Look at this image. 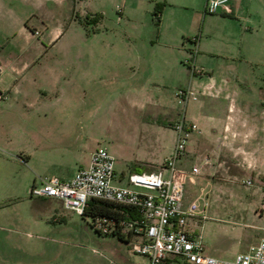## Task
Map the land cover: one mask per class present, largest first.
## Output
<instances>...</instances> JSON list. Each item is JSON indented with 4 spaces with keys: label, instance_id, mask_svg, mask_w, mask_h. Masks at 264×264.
Wrapping results in <instances>:
<instances>
[{
    "label": "crops",
    "instance_id": "0c3cea01",
    "mask_svg": "<svg viewBox=\"0 0 264 264\" xmlns=\"http://www.w3.org/2000/svg\"><path fill=\"white\" fill-rule=\"evenodd\" d=\"M121 2L122 10L116 3L119 15L122 16L124 11L126 21L134 20L139 22L141 29L147 28L144 30L146 36L143 38L139 28L131 29L126 42L129 48H115L119 62L106 71L101 67L97 48H83L81 44L80 34L84 33L85 26L83 19L74 13L77 0H0V37H16L12 43L8 41L6 48H0L3 52L0 89L7 93L4 99L9 106L24 109L29 118V150L21 158L31 171V186L52 174L61 179L71 178L80 167L87 165L95 148L91 143L94 137L91 132L85 135L83 117L86 110L84 107L79 109V102L83 103L86 96L97 95L105 76L108 82L117 78L123 80L120 92L111 89L107 94L111 97L105 109L107 116L120 100L124 101L126 109H134L140 119L150 110L149 106L155 114L169 113L164 96L157 93L156 97L150 88L160 93L164 85L178 78L181 63H184L182 58L191 55L192 34L201 16L208 37L215 30L210 22L218 20L221 29L229 30L226 36L235 32L258 40L255 44L241 45L236 51L238 55L226 57L221 69L243 72L248 64L259 69L264 67V0H229L230 11L221 9L209 14L204 10L205 0ZM156 8L159 11L155 12ZM176 9H185L189 13L180 15ZM208 41L206 38L201 42L200 38L196 42L199 47L193 57L201 71L194 73L188 85L198 91V97L187 102V116L198 128L194 130L196 135L189 139L191 148L187 146L178 164L185 167L188 158L195 162L207 156L213 166L220 157L219 164L231 162L236 165V171L245 174L243 177L255 178L257 189L264 194L261 187L263 171L258 170L264 164V157L261 160L257 154L262 146L259 134H264V121H260L264 116L261 86L251 99V89L243 86L255 79L237 74L236 80L226 77L218 81L212 75H205L202 66L215 64L211 51L207 50L212 48ZM99 110L100 107L94 106L93 113H99ZM99 122L98 119L93 122L92 133ZM139 122L143 125L142 120ZM156 126L155 129H159L164 124L157 123ZM174 143L175 140L169 145L163 162L171 154ZM202 149L204 152L197 153ZM163 162L146 160L141 164L152 168L139 165L131 170H149ZM205 173L212 175L213 172L208 168ZM118 176L120 182L125 180ZM31 196L50 202L55 199L56 208L68 210L56 197Z\"/></svg>",
    "mask_w": 264,
    "mask_h": 264
},
{
    "label": "rangeland",
    "instance_id": "374dc122",
    "mask_svg": "<svg viewBox=\"0 0 264 264\" xmlns=\"http://www.w3.org/2000/svg\"><path fill=\"white\" fill-rule=\"evenodd\" d=\"M117 2L121 10L124 9L121 0H77L74 12L76 17L83 19L85 26L84 33L80 34L83 48H97L101 67L106 71L119 62V53L115 52V48H129L126 42L131 29L139 28L143 38L146 36L144 30H147L141 29L139 22L126 21L124 11L120 16ZM176 10L180 15L189 13L185 9ZM203 20L201 16L192 37H197V41L201 38V42L209 39L208 43L212 48L207 50L211 51L215 64L203 65L202 72L212 75L218 81L226 77L236 80L237 74L255 79V82L250 81L243 87L251 89L249 95L253 99V94L256 96L260 85L264 102L263 66L259 69L256 65L248 64L244 73L240 69L220 68L226 57L238 55L236 51L241 45L255 44L257 39L242 37L235 32L226 36L229 30L225 32L221 29L218 20L210 22L215 30L208 37ZM15 38L0 37V48H6L8 41L12 43ZM152 38L156 39L155 36ZM198 47L199 45L196 46L197 51ZM2 53L0 52V57ZM193 56L191 51V55L182 58L184 63H181L178 78L164 85L160 93L150 88L156 97L157 93L164 96L165 103L170 108L169 113L155 114L149 106L150 110L140 119L134 114V109H126L123 107L124 101L120 100L116 102L117 106L112 114L107 116L105 109L111 98L107 94L111 89L120 92L123 80L117 78L108 82L105 81V74H102L104 78L97 95L86 96L83 103L79 102V109L84 107L86 110L83 117L85 135L91 132L94 137L92 145L95 148L105 146L114 155L118 175L125 178L129 170L139 165L152 168L141 164L142 161L162 163L169 145L176 138L175 122L183 116L190 122L187 102L179 101L175 94L178 89L186 88L189 79L197 72H192L189 63L194 59ZM94 106L100 107L99 113H93ZM24 112V109L19 110L15 105L9 106L4 98L0 99V264H149L147 256L131 249L135 236L127 237L124 232V237L127 238L124 240L115 233H101L94 228L91 215L82 216L73 210L56 208L57 200L44 201L29 194L32 174L28 163L21 158L29 150V118ZM177 114L179 116L175 117ZM97 119L100 121L99 125L95 126V132L92 133L93 122ZM141 120L143 125L139 122ZM262 120L264 121V116L260 117V121ZM169 121H172L171 124ZM157 123H163L164 127L155 129ZM194 135L196 132L192 131L190 139ZM259 135L262 146L257 154L262 160L264 134ZM189 147L191 148L190 144ZM198 152H204V149ZM190 161L191 157L184 165L186 168L193 163ZM219 162L220 157L213 166H210V161L203 167V172L195 177L194 184L192 180L187 182L184 204L189 205L195 198L197 208L201 207L200 202L206 203L203 211L205 215L198 214L194 230L201 234L208 254L233 259L237 252L245 250L251 242L264 235V194L257 189L255 178L253 184L246 185L240 181L245 174L236 171V165ZM208 168L213 172L212 175L205 173ZM258 170L264 172V164ZM125 181L115 180L117 183ZM172 264L186 263L174 258Z\"/></svg>",
    "mask_w": 264,
    "mask_h": 264
},
{
    "label": "built area",
    "instance_id": "2783aa9c",
    "mask_svg": "<svg viewBox=\"0 0 264 264\" xmlns=\"http://www.w3.org/2000/svg\"><path fill=\"white\" fill-rule=\"evenodd\" d=\"M229 0H205L204 10L216 13L223 9L230 11ZM38 32V31H36ZM193 54L197 52V37H192ZM192 72L201 71L192 59ZM179 101L188 102L198 97V91L192 86L180 88L175 94ZM7 93L0 89V99ZM175 143L171 154L164 159L161 166L153 169L131 170L125 177V183L119 179L115 170L114 155L102 145L94 148L87 165L80 167L68 179L58 175L44 176L39 184L29 188L31 195L51 196L61 200L63 206L78 214H83L89 199L102 198L131 205L134 217L117 218L108 215H95L92 218L94 228L101 233L125 232L135 236L131 249L149 259V264H160L169 259H180L186 264H264V235L251 242L243 251L237 252L233 259L220 258L205 251L200 233L194 230L198 214H204L206 203L197 199L189 205L184 204L186 184L203 172L210 159L205 156L196 160L189 168L180 166L179 160L186 153L190 133L197 124L185 116L174 124ZM246 185L253 184L252 176L242 177ZM264 190V172L261 178ZM170 261L167 263L169 264Z\"/></svg>",
    "mask_w": 264,
    "mask_h": 264
},
{
    "label": "trees",
    "instance_id": "16d2710c",
    "mask_svg": "<svg viewBox=\"0 0 264 264\" xmlns=\"http://www.w3.org/2000/svg\"><path fill=\"white\" fill-rule=\"evenodd\" d=\"M159 11L158 8L155 9V12ZM143 168H137V170H142ZM89 214L92 217L95 215H108V216H114L117 218L121 217H134L136 215V212L134 208L131 205L123 204L119 202H114L102 198H96L92 197L89 199L87 206L85 207V210L83 212V215ZM115 233L119 238L126 240L127 238L124 237V232L118 231L113 232ZM170 260L167 259L164 262L160 264H167Z\"/></svg>",
    "mask_w": 264,
    "mask_h": 264
}]
</instances>
